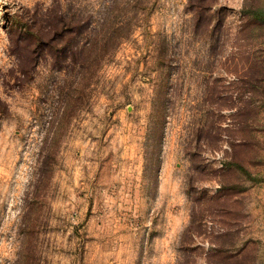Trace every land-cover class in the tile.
<instances>
[{
	"label": "rangeland",
	"instance_id": "1",
	"mask_svg": "<svg viewBox=\"0 0 264 264\" xmlns=\"http://www.w3.org/2000/svg\"><path fill=\"white\" fill-rule=\"evenodd\" d=\"M58 4L89 70L18 55ZM256 7L0 0V264H264Z\"/></svg>",
	"mask_w": 264,
	"mask_h": 264
},
{
	"label": "trees",
	"instance_id": "2",
	"mask_svg": "<svg viewBox=\"0 0 264 264\" xmlns=\"http://www.w3.org/2000/svg\"><path fill=\"white\" fill-rule=\"evenodd\" d=\"M58 7V8H57ZM57 7L50 8V12L47 15L45 21L42 19L39 27L33 29L28 27L23 35H26L27 39L25 42L19 40L15 42V46L21 47L18 55L20 58L25 57L27 54L31 55L32 61L35 59L34 56L38 54L39 49L34 48V46H49L52 53L55 56L72 55L77 59H80L82 64V69H90V57L91 54L97 52L94 48L93 39L86 41L83 46L73 44L74 33H82L87 24H84L83 20L75 19L74 15L65 16L62 11H59V4ZM249 13L258 23L264 24V8L256 7L249 9ZM95 35V34H94ZM59 58V57H57ZM62 58V57H61ZM22 69L27 68L28 65L25 63L21 65ZM24 67V68H23Z\"/></svg>",
	"mask_w": 264,
	"mask_h": 264
}]
</instances>
